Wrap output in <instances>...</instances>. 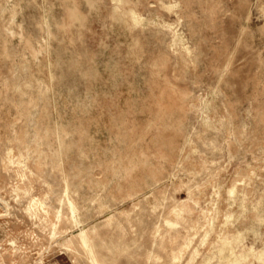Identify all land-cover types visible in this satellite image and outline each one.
Returning a JSON list of instances; mask_svg holds the SVG:
<instances>
[{"label": "rangeland", "instance_id": "1", "mask_svg": "<svg viewBox=\"0 0 264 264\" xmlns=\"http://www.w3.org/2000/svg\"><path fill=\"white\" fill-rule=\"evenodd\" d=\"M92 259L264 264V0H0V264Z\"/></svg>", "mask_w": 264, "mask_h": 264}, {"label": "bare ground", "instance_id": "2", "mask_svg": "<svg viewBox=\"0 0 264 264\" xmlns=\"http://www.w3.org/2000/svg\"><path fill=\"white\" fill-rule=\"evenodd\" d=\"M128 13V12H127ZM127 13H126V15H127ZM131 13V12H130ZM132 14V13H131ZM133 16V15H132ZM229 190V189H228ZM70 207H72L71 206V204H70ZM73 209V208H72ZM73 211V210H72ZM81 237H82V240H83V243L82 244H84V246L85 247H87L88 249H89V246H88V243H87V241L85 240L86 238H84V236H83V234L81 233ZM91 252V251H90ZM91 254V253H90ZM93 255V254H92ZM93 258V257H92ZM100 262V261H99ZM91 264H99L98 263V261H96L95 259H92V261H91Z\"/></svg>", "mask_w": 264, "mask_h": 264}]
</instances>
